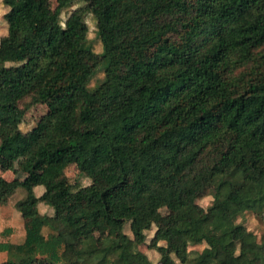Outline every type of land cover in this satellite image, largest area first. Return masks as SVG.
<instances>
[{"label": "trees", "instance_id": "16d2710c", "mask_svg": "<svg viewBox=\"0 0 264 264\" xmlns=\"http://www.w3.org/2000/svg\"><path fill=\"white\" fill-rule=\"evenodd\" d=\"M51 1L5 2L0 166L23 159L25 177L0 176V205L24 188L29 224L20 258L0 264H154L137 240L153 227L160 264H264V231L235 237L240 216L264 214V0ZM90 17L101 53L85 45ZM71 164L91 182H71ZM197 181L213 187L202 212Z\"/></svg>", "mask_w": 264, "mask_h": 264}, {"label": "rangeland", "instance_id": "374dc122", "mask_svg": "<svg viewBox=\"0 0 264 264\" xmlns=\"http://www.w3.org/2000/svg\"><path fill=\"white\" fill-rule=\"evenodd\" d=\"M56 0H52L55 4ZM5 2L11 3L12 0H0V38L7 33L8 24L7 21L4 19V13L8 10V7L5 5ZM67 16V11L62 14L63 19H65ZM88 25H89V41L85 44L86 47H91L95 52H103V47L101 40L98 36V29L96 26L95 21L92 17L88 18ZM107 59L103 60L100 65L96 68L95 74L92 75L88 82V86L90 88L95 87L97 84H99L102 79L105 76V67L107 65ZM47 106L45 104H36L32 106L25 114L24 120L21 123L20 127L23 131H29L31 130L39 121V119L46 114L47 112ZM20 164L16 163L15 167L17 169H14L13 171L3 170V168L0 166V176L9 175L11 177H14V179L22 180L21 178H17L23 175L22 170L20 169ZM44 168V165L40 167V169ZM66 174L70 178L71 182L78 181L82 185L89 184L91 182L90 179L87 178H81L79 175L78 169L74 164H71L66 169ZM25 176V174H24ZM94 182L97 186L103 187V182L101 181V178L99 175H95L93 177ZM77 182V183H78ZM203 181H197L195 184V191H196V201L198 203L200 211H204L205 208L208 207V205L212 201L211 196V190L212 185L210 183H202ZM43 191L42 186H38L36 188L37 193H41ZM26 195V190L24 188H19L17 192L14 194V196L10 199L8 204L0 205V241L7 240L9 236H6L3 231L11 226H16L17 229L15 232H13L10 235V238L17 243L11 247V250L8 252H1L0 253V262L7 260V259H15L18 260L20 258L21 254V245L19 242L21 241V238L23 236V225L24 227L28 226L29 222L28 219L21 218L19 216H22L18 214L17 209L15 208V203L17 200L24 198ZM40 211L41 212H48L52 213L53 210L46 206L41 204L40 205ZM86 208H92L91 203H88L86 205ZM63 211V209H61ZM13 217L15 219H13ZM172 221V212L166 207H162L160 209V220H159V226L166 227L169 225ZM238 227L236 231V239H239L242 237L246 231L252 230L258 234H261L264 231V214L260 217L256 216L252 212H246L244 215L240 216L237 219ZM22 226V227H20ZM15 228V227H14ZM126 232L133 236V226L131 223H128L126 226ZM48 229H46L45 233H47ZM156 231V227H153L151 230H148L146 232V235L143 238H137V240L140 242V247L143 251L148 253V256L153 261L154 264H160L159 263V254L154 253L147 249V244L150 242L151 238L154 235V232ZM15 234V235H14ZM94 236L96 240L101 243L105 237V232L102 229H96L94 231ZM21 237V238H20ZM136 238L135 236H133ZM202 246H197V248H201Z\"/></svg>", "mask_w": 264, "mask_h": 264}, {"label": "crops", "instance_id": "0c3cea01", "mask_svg": "<svg viewBox=\"0 0 264 264\" xmlns=\"http://www.w3.org/2000/svg\"><path fill=\"white\" fill-rule=\"evenodd\" d=\"M16 163H19L20 164V169L22 170V166H23V159H19ZM16 163L14 164V167L13 168H9V169H6V170H8V171H13L14 169H17L16 167H15V165H16ZM23 173V172H22ZM3 177H5L6 179H14V177H11V176H9V175H4ZM24 173H23V175L22 176H20L19 175V177H17V178H21V179H24ZM18 214H20V215H22L20 212H17ZM20 217V219L23 217V218H25V216H19ZM13 219H15L14 217H13ZM22 220V219H21ZM12 227V229H13V232H15L16 231V229H17V227L16 226H11ZM20 227H22V226H20ZM26 226L24 227V225H23V236H22V238H21V241L19 242L20 244H18V245H21L22 244V242L24 241V238H25V231H26ZM17 231H18V229H17ZM45 231H46V229H45ZM49 232V230L47 231V233ZM46 233V234H47ZM15 235V234H14ZM9 242H10V249H8V251H10L11 250V247L12 246H14L16 243H17V241H13L12 240V238H10V237H8V239H7ZM1 242V241H0ZM8 251H0V253L1 252H8Z\"/></svg>", "mask_w": 264, "mask_h": 264}]
</instances>
